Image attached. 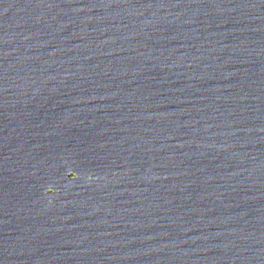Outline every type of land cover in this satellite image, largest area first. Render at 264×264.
<instances>
[{"label": "water", "instance_id": "obj_1", "mask_svg": "<svg viewBox=\"0 0 264 264\" xmlns=\"http://www.w3.org/2000/svg\"><path fill=\"white\" fill-rule=\"evenodd\" d=\"M0 264H264V0H0Z\"/></svg>", "mask_w": 264, "mask_h": 264}]
</instances>
